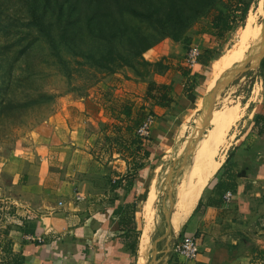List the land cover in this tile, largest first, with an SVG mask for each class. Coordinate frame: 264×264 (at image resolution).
Listing matches in <instances>:
<instances>
[{
	"label": "rangeland",
	"instance_id": "rangeland-1",
	"mask_svg": "<svg viewBox=\"0 0 264 264\" xmlns=\"http://www.w3.org/2000/svg\"><path fill=\"white\" fill-rule=\"evenodd\" d=\"M68 1L62 0V3L66 4ZM226 1L242 7L248 4V13L244 21L226 35L225 40L219 41L214 38L209 44L198 43L202 54L206 49L215 52V57L210 62L202 63L201 67L194 71L188 70L185 57L189 45L193 43L192 35L190 43L181 46L179 57L166 56L156 65L140 61L135 65V69L122 67L116 72H109L85 64L84 59L76 56L65 44L60 46L58 53L54 52L50 42L53 30L49 29L54 10L50 6H45V0H0V154L6 157L30 155L35 151L47 153L50 147V155L58 154L57 147L62 143L57 141L66 132L65 117L67 118L70 112L74 118L76 112L71 109H76L79 103L90 98H96L97 91L117 89L114 84L116 73L122 74L128 80H136L138 84L136 90L140 91L139 82L144 80L135 79L136 72L140 76L150 77L157 69H164L168 61L181 65L180 71L189 72V75L183 73L182 75L185 77L184 81L187 79L186 89H192V92L189 95L184 92L182 98L176 94L177 103L173 107L164 113L156 114L151 107L143 106L146 108L144 115L153 113L156 118L153 138L142 141V149L149 147L151 156L146 158L142 149L140 154L137 153L138 157H142L145 166L137 175L136 184L129 190L127 199L124 200L126 191L119 188L117 182L112 181L116 175L106 174V186L110 189L116 188L114 186L119 188L116 192L119 196V205L133 203L132 206H135V213H131V207L127 223L124 225L130 235L129 241H134L136 233L139 232L136 255H131L133 264H140L145 251L143 245L145 238L147 237L150 243L153 237L158 236L165 212L173 209L171 202H174L178 191L192 181L188 176L189 169H194L193 174L200 172L209 146L214 147V158L216 157L217 161L222 163L224 156L225 159L215 177L205 186L201 194L202 199L207 197L208 190L215 186L223 166L233 168L237 173L239 184L234 192H237L242 178H254L261 169L264 174V137L260 138L253 131L256 116L264 114V65H262L264 58L258 66L248 69L229 85L225 84L224 89L214 95L211 105L203 113L207 96L215 89L216 84L227 76L234 65L240 62L244 65V61L251 57L253 58L250 61L256 62L254 56L260 53L263 47L264 0ZM209 22L210 17L201 18L188 31V35L195 34L196 28L206 27ZM151 54L152 51L148 56ZM222 58H225L222 67H217L216 62ZM202 60L204 61L203 56ZM193 77L196 79L194 82ZM217 126L222 128L221 134L218 133L221 136L219 135V140H211L215 131L220 129ZM90 127L99 132L102 126L93 127V124H90ZM207 138L210 142L206 140ZM202 143L207 146L204 150ZM236 145H242L247 150L246 153L254 151L251 156L255 158L246 160L238 156L233 152ZM114 148L116 147L113 144L106 148L104 156H109V160L112 158ZM182 149L189 151L188 162L173 173L171 181H166L163 191L159 192V184L170 172L175 160L181 157ZM86 151L88 154H83L81 160L83 169L89 161L95 165V161L100 158L98 155L101 154H97L100 150L95 145V140L88 144ZM229 155L231 157L227 161ZM59 157L60 155H55L53 158L54 169L59 170L64 176L66 173L64 171L68 168L66 162ZM233 159H237L238 163L234 164ZM102 161H105V158ZM158 166L160 170L156 171ZM4 181L7 182L8 178L4 177ZM150 184L151 187L148 189ZM245 185V188L251 186ZM261 189L264 190V187ZM261 199L264 201V195ZM123 215L127 216L126 213ZM181 231L177 240L181 237ZM163 250L164 242L161 251ZM170 258L172 260L176 258L174 247L166 262ZM256 259L262 260L264 255L261 254Z\"/></svg>",
	"mask_w": 264,
	"mask_h": 264
},
{
	"label": "crops",
	"instance_id": "crops-1",
	"mask_svg": "<svg viewBox=\"0 0 264 264\" xmlns=\"http://www.w3.org/2000/svg\"><path fill=\"white\" fill-rule=\"evenodd\" d=\"M194 32L190 34V37L194 35L193 43L214 41L215 37L202 31V27ZM181 46H184L182 42L165 38L143 56L156 65L166 56L179 57ZM150 51L152 54L148 56ZM225 58L217 61L216 66L222 67ZM179 67L168 61L164 69H157L150 77L135 71L139 76L134 78L144 80L139 82L140 91L136 90V80L116 73L117 89L109 88L105 92L101 89L96 92V98L71 109L76 112L75 117L70 112L65 117L66 132L58 139L62 144L55 154L66 162L68 170L64 176L54 169L55 155H50L51 147L47 153L35 151L9 157L0 154V264H16L21 258L22 264L132 263L128 240L115 235L122 227L115 213L120 203L116 192L119 188L125 190L126 181L119 188L110 189L106 186V174L116 175L112 180L115 182L116 178L134 171L135 156L143 161L137 156L140 150L135 151L136 146L132 144L137 129L135 122L146 110L144 105L156 114L164 113L177 103L176 94L180 98L184 96L187 79L184 81ZM153 80L172 86L174 101L170 106L154 105L146 99L148 82ZM126 110L131 113L127 115ZM90 124L102 127L97 132ZM93 140L100 150L97 153H101L100 158L95 165L84 158L88 163L83 169V154H88L86 148ZM109 144L116 147L110 160L104 156ZM159 170L158 166L156 171ZM258 173L254 178L241 179L228 207L223 200L221 205L208 204L211 197H218L215 186L208 190L207 197H201L181 229V236L197 237L198 253L188 260L176 257V261H170V258L166 264H250L264 255V201L261 199L264 185L253 182L264 180V174L262 169ZM4 177L8 178L7 182ZM245 184L251 186L245 188ZM32 226L34 232L24 231Z\"/></svg>",
	"mask_w": 264,
	"mask_h": 264
},
{
	"label": "trees",
	"instance_id": "trees-1",
	"mask_svg": "<svg viewBox=\"0 0 264 264\" xmlns=\"http://www.w3.org/2000/svg\"><path fill=\"white\" fill-rule=\"evenodd\" d=\"M46 5L54 10L49 28L53 30L50 42L54 52L58 53L60 46L65 44L76 56L83 58L85 64L109 72H116L122 67L134 68L140 61L149 63L143 54L165 38H172L187 46L191 41L188 31L203 17H210V22L206 27H202V31H208L215 39L223 41L229 32L244 21L249 9L248 4L242 7L238 4L231 5L230 1L226 0H69L66 4L62 3V0H45ZM202 56L201 64H204L215 57V52L206 49ZM182 73L189 75L188 71ZM195 80L193 77L192 81ZM172 89L169 84L149 81L145 96L152 104L167 107L174 101ZM184 92L189 95L192 89L187 90L185 87ZM125 112L127 115L131 113L130 110ZM145 116L143 113L135 122L137 129ZM253 131L260 138L264 137V114L256 116ZM153 136L152 127L148 138ZM142 141L144 140L135 131L132 141L136 146L135 151L142 149ZM142 150L146 158L151 156L149 147ZM233 152L246 160L255 158L251 156L254 151L246 153L247 150L239 146L235 147ZM230 157L229 155L227 161ZM133 160L134 171L115 181L117 186L126 181V191L133 188L137 175L145 166L136 156ZM233 162L236 164L237 161L233 159ZM237 187L236 171L223 166L215 184L218 197H211L208 204L221 205L224 193L229 190L234 192ZM132 204L118 205L115 210L122 225L115 235L124 236L128 240L131 255L135 256L139 232L136 233L134 241H129L130 235L124 226L131 207V213H135V206ZM125 213L127 216L123 215ZM24 231L34 232V226ZM22 263L23 258L16 264Z\"/></svg>",
	"mask_w": 264,
	"mask_h": 264
},
{
	"label": "bare ground",
	"instance_id": "bare-ground-1",
	"mask_svg": "<svg viewBox=\"0 0 264 264\" xmlns=\"http://www.w3.org/2000/svg\"><path fill=\"white\" fill-rule=\"evenodd\" d=\"M262 50V49H261ZM260 50V52H261ZM259 55V53L257 54ZM256 56V55H255ZM254 56V59H256ZM253 58V57H252ZM251 58V59H252ZM247 60V59H246ZM245 60V61H246ZM244 61V62H245ZM241 65L243 64V62H240ZM238 63V64H240ZM246 63V62H245ZM237 64V65H238ZM237 65H234L237 66ZM234 67H232L231 69H233ZM230 76L232 74H227V76ZM224 77L220 82H218L216 84V87L215 89H213L212 91H210L209 95L207 96V99L205 101V105H204V109H203V113H205V111L207 110V108L211 105V102L214 98V95L216 93H219V91H221L222 89H224V85L227 84L226 81L227 79L226 78H229V77ZM224 81H225V84H224ZM206 122V121H205ZM208 122V121H207ZM219 125V124H218ZM216 127V126H215ZM219 127V126H217ZM220 128V127H219ZM218 128V129H219ZM215 129V128H214ZM217 129V128H216ZM215 129V130H216ZM221 130L222 128L219 129V131H215L214 135L211 136V140L213 139H218L219 135L221 134ZM220 133V134H218ZM221 136V135H220ZM209 138H207L206 140H208ZM209 139V140H210ZM208 140V141H209ZM219 140V139H218ZM210 142V141H209ZM215 142V141H214ZM213 143V142H212ZM204 144H206L204 142ZM215 144V143H213ZM202 147H203V150L204 148L206 149L207 146L205 147L203 145V143L201 144ZM216 146V145H214ZM185 148V146H184ZM187 148V147H186ZM183 150L182 149V155H185L183 154ZM208 155L204 161V163L202 164V166L200 167V172L198 173L199 176H196L198 175L197 173L193 172L194 169H189V179L192 178V181L190 182V184L186 187H183L181 188L178 193L176 194V197L174 199V202H171V206L173 207L172 210H170V213H171V216H170V226H171V233L170 235L164 239V250H163V258H162V264H165L166 263V259L168 257V255L170 254L171 250H172V247L174 246V244L176 243L177 241V238H178V235L183 227V225L186 223V221L189 219V217L191 216L193 210H194V207L197 205L200 197H201V194H202V191L203 189L205 188V185L210 181V179H212L216 172L218 171L219 167L221 166V162L217 161L215 158H214V147L213 146H209L208 147ZM186 151V149L184 150ZM189 152V151H188ZM189 155V154H188ZM190 156V155H189ZM182 157V156H181ZM190 158V157H189ZM222 161V160H221ZM193 162V161H192ZM179 162H177V165L178 166ZM194 168V167H193ZM186 173V172H185ZM167 177V176H166ZM166 177L164 178L163 181H161V183L159 184V192L160 191H163V187H164V184L165 182L167 181L166 180ZM197 177V178H195ZM177 192V190H176ZM159 194V193H158ZM158 197L159 195L157 196L156 198V201L158 200ZM169 198V197H168ZM167 198V199H168ZM162 202V201H161ZM166 203V200L165 202ZM169 207H170V204H169ZM171 207V208H172ZM161 209V208H159ZM162 210V209H161ZM160 211V210H159ZM169 211V210H168ZM166 211L165 212V217H163V223H162V229L160 230V232H158L157 234L160 235L162 233H164L166 231V228H167V219H166V213L168 212ZM162 212V211H161ZM163 213V212H162ZM164 214V213H163ZM160 215V214H159ZM161 219V218H160ZM158 222V221H157ZM151 227V226H150ZM157 228V227H156ZM159 230V229H158ZM157 231V230H156ZM154 232V231H153ZM148 235V234H147ZM151 235V234H150ZM154 238V237H153ZM148 238L146 237L145 238V242H144V253H143V257H141L142 259L140 264H146L148 259H149V256H150V248H151V242L149 243ZM142 244V243H141Z\"/></svg>",
	"mask_w": 264,
	"mask_h": 264
},
{
	"label": "built area",
	"instance_id": "built-area-1",
	"mask_svg": "<svg viewBox=\"0 0 264 264\" xmlns=\"http://www.w3.org/2000/svg\"><path fill=\"white\" fill-rule=\"evenodd\" d=\"M201 56L202 50L198 43H192L189 45V48L185 57V64L190 71H194L197 68L201 67ZM156 121V118L153 113H147L145 118L142 120L140 126L136 130V134L142 138L144 141L149 137L152 127ZM234 192L229 190L226 191L223 195V201L225 206H230ZM174 255L177 259H193L198 253L199 243L197 237L194 235H185L181 236L176 243L174 244ZM258 261V262H257ZM250 264H264V259H256Z\"/></svg>",
	"mask_w": 264,
	"mask_h": 264
},
{
	"label": "water",
	"instance_id": "water-1",
	"mask_svg": "<svg viewBox=\"0 0 264 264\" xmlns=\"http://www.w3.org/2000/svg\"><path fill=\"white\" fill-rule=\"evenodd\" d=\"M262 44H263V47H262L261 52L259 53V55L255 56L256 62H252V61H250L251 59H247L245 61L246 63L244 62V65H241V63H240L237 66H235L233 69H231L229 71V73L232 74L233 77L226 78L227 79L226 85H229L230 83H232L239 75H241L242 73H244L248 69L254 68L261 63L262 59L264 58V38H263ZM224 84H225V81H224ZM187 154H188V149H186L185 155H181L182 157H179L178 160H175L173 165H171L170 172L167 174V177H166L167 181H171V179H172L171 176L173 175V173H175V171L181 169L188 162ZM177 162H179L178 166H176ZM253 182L259 183V185H264V180H253ZM168 191H169V189H168ZM166 193H167V190H166ZM170 216H171V213L169 210L166 213V219H167L166 231L164 233L158 235L157 237L153 238V240L151 242L150 256H149V259H148L146 264H162V258H163V253L161 251L162 250V243H163L164 239H166L171 233V226H170V222H171L170 219L171 218H170Z\"/></svg>",
	"mask_w": 264,
	"mask_h": 264
},
{
	"label": "flooded vegetation",
	"instance_id": "flooded-vegetation-1",
	"mask_svg": "<svg viewBox=\"0 0 264 264\" xmlns=\"http://www.w3.org/2000/svg\"><path fill=\"white\" fill-rule=\"evenodd\" d=\"M262 178H264V177H262ZM262 178H261V179H262Z\"/></svg>",
	"mask_w": 264,
	"mask_h": 264
}]
</instances>
